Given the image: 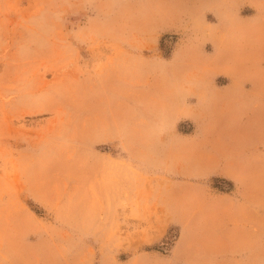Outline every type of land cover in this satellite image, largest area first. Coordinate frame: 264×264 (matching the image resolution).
<instances>
[{"label": "rangeland", "instance_id": "1", "mask_svg": "<svg viewBox=\"0 0 264 264\" xmlns=\"http://www.w3.org/2000/svg\"><path fill=\"white\" fill-rule=\"evenodd\" d=\"M0 264H264V0H0Z\"/></svg>", "mask_w": 264, "mask_h": 264}]
</instances>
